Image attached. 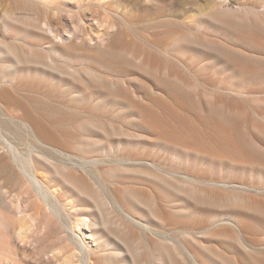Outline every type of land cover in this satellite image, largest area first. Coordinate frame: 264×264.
I'll list each match as a JSON object with an SVG mask.
<instances>
[{"label": "rangeland", "instance_id": "obj_1", "mask_svg": "<svg viewBox=\"0 0 264 264\" xmlns=\"http://www.w3.org/2000/svg\"><path fill=\"white\" fill-rule=\"evenodd\" d=\"M46 14L66 45L35 21ZM1 38L21 57L0 40V64L23 61L0 66V105L36 116L40 135L75 156L54 159H87L71 169L95 198L74 208H90L105 253V240L121 251L112 263L162 264L168 245L176 260L163 264H197L195 253L201 264H264V0H0ZM20 129L22 152L43 149ZM19 200L36 211L34 196ZM74 208L61 209L69 225ZM103 212L125 229L106 227ZM41 217L67 247L33 254L49 228ZM41 217L17 240L20 256L60 264L73 232Z\"/></svg>", "mask_w": 264, "mask_h": 264}, {"label": "bare ground", "instance_id": "obj_2", "mask_svg": "<svg viewBox=\"0 0 264 264\" xmlns=\"http://www.w3.org/2000/svg\"><path fill=\"white\" fill-rule=\"evenodd\" d=\"M36 3L39 5L40 4L44 5L41 2H36ZM47 12H49V10ZM4 15L7 17V19L13 17L10 16L7 11L6 13L4 12ZM45 16H46L44 17L45 19L41 18L42 19L41 20L39 18L41 22L37 17H35V19L37 18V20L35 21L39 23V26L40 24H44L45 26V28H43L44 30L42 29V26H40V28L42 29V31H45L47 34L49 33L48 37H50L49 36L50 34H53L54 37H59L60 35L63 44L66 39L64 38V36L60 34V32L57 29L54 28V25L52 24L51 21L52 17L50 18V16H47V14ZM7 28L8 25H6V29ZM0 40L2 41V38ZM1 41H0V45L2 42L5 43L2 48L3 50L8 49L9 52L11 51L12 54L10 53L9 54L11 57L12 55H14V58L12 57L13 59H15L16 57L17 58L19 57L18 59H20L21 55L20 56L17 55L16 52L17 50L15 49L16 50L15 51L13 49L15 48L14 46H12V48H9L11 45L6 46V42L5 41L1 42ZM64 44L66 45L67 43L65 42ZM5 46L7 48H4ZM8 50H5V52L7 51V54H8ZM33 53H35L34 56ZM56 53H60V51ZM4 54L7 55L6 53ZM4 54L2 52V55ZM27 55L25 56L26 59H24L25 60L24 62L26 63L28 62ZM31 55L35 57L34 59H38L39 57V56L36 57V55L38 54H36V52L33 51ZM32 56H30L31 59L29 58L31 61V62L29 61V64L33 63ZM4 57L7 58L6 56ZM6 61H4L3 64H0V66L6 68V64H7V63L5 64ZM17 61L19 63L23 61V56L21 60H15V64L11 62L12 66L14 64V68L16 67L15 69H17V65H16ZM36 62H38V60H36ZM11 63L9 65L7 64V68L11 66ZM3 78H1L2 82L4 79H6V77L4 79ZM12 80L14 81V77L13 79H11V81ZM11 81H8V83ZM11 83L13 84V82ZM4 103H6L5 105H7L6 94L0 91V104L3 105ZM1 105L0 107L2 110L0 109L1 110L0 112L2 113L0 114H2V116L0 115V160H4V163L3 165H0V176L3 175L1 176L2 178L4 176L6 177H4L5 179L3 178V180H1L2 178L0 177L1 178L0 179V264H25L24 258H22L20 254L23 253L25 255L24 257H27L26 250L22 251L16 242L17 240L25 241L27 238L30 239L29 237L32 231H34L33 225L37 222L39 217L46 215L48 210L51 212V214H54L58 216L61 220H63L65 226L68 229L72 230L73 232V235L70 234V239L74 243V247H72L73 251L71 252L70 256L67 257L66 260L64 262H61L60 264H114L112 263L113 262L112 259L114 258L118 259L120 256H122L121 251L118 250V247H114V245L111 244V242L105 240L104 245L107 247L109 246L108 249L111 251L109 253H105V251H103L100 238L96 233L97 222L93 219L92 211L90 210V208L89 209L87 207H81V209L74 208L75 202L79 201L81 198H83V196L87 194L93 199L95 198L93 195L95 194V192L90 191L88 188L82 185V183L76 177V174L73 173L71 169V168H76L77 170L80 171L87 170L86 167L88 165L87 164L88 162L86 161L87 159L81 157L79 159L77 157L78 158L77 162L78 160L79 162L72 163L73 161L71 162V160H68L70 158L69 155L72 154L61 150L60 147L50 142H47L40 135V132L38 130L39 125L36 120L38 118L36 116L29 113L21 115L16 113L15 111H10L9 109H7L5 105L4 108H2ZM3 109L5 110L7 109L8 113L7 110L5 111ZM17 128L18 130L19 128H21L20 129L21 131L22 129L28 131L29 135L32 136L33 141L39 144L40 147H43V149H40L33 145L29 146L28 144V146L31 148H29L28 151H26L27 153L22 152L20 144H24L23 142L24 136H22L23 133L21 134L20 131L16 130ZM12 130L17 131L19 136L12 133L11 132ZM50 150L55 151V154L59 152L58 154H63V156L68 155L69 158H67V160L65 161L64 160L62 161L61 159L56 160V158L54 159V157L48 154ZM62 158H66V157H62ZM90 160L93 161L92 159ZM94 162H97V160H94ZM94 162H92L91 164H94ZM97 164H99V162H97ZM24 193H29L31 197L34 196L35 201L37 203V209L36 211L34 210V213H36L37 215L36 214L33 215L34 213L24 214L26 207L21 206V202L19 200ZM73 195L78 198L74 197L75 200L70 201L69 199ZM68 205L75 209V212L70 213L72 219L71 221L72 225L66 223L65 221L66 219L63 218L61 213L62 207H67ZM96 206H98L97 202H96ZM45 207L46 209L44 210V213L42 212L43 213L42 215L41 210H43V208ZM121 215L123 219L127 220V222H129L130 220H134V216L131 213L122 212ZM102 218L104 221L103 223L106 224V227L108 224L111 225V221L113 222L112 225L114 224V227L116 225H118L119 227L120 226L123 227L124 225V224L121 225L122 221L119 222L120 223L119 224L118 220H116L117 222L116 224L115 219L112 220L109 214L105 212H103ZM40 219H43L44 221L42 222H45L46 224V227L43 228L45 229L47 228V226L49 228H47L48 230L46 229L47 232H43L44 234L42 235L39 234L37 236V242H38L37 244L39 246L37 249L35 248L36 250L34 251L33 254L38 256L45 255L46 253L55 251L56 249L58 250L60 247H64V246L67 247L68 243H66V239L62 235H60V232H62V230L58 229V227L57 228L51 227L50 224L51 219L49 218L44 219L42 217ZM118 226H116L115 228L119 229ZM122 227L119 229V232H122L123 230ZM123 228L125 229V227ZM238 238H239L238 240L241 243H245L244 241L242 242L241 239L242 236H239ZM258 247L260 249H263L264 251V244ZM159 251H160L159 260L161 261L160 263L163 264L162 262L163 260H161L162 254H164V256L169 257L172 262H175L177 255H175V253L173 254L171 246L162 245ZM198 255L196 253L195 255L193 254V259L196 260L197 264H201L200 263L201 259L200 256Z\"/></svg>", "mask_w": 264, "mask_h": 264}]
</instances>
